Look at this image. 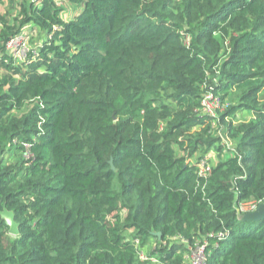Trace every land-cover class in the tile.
Instances as JSON below:
<instances>
[{
  "label": "trees",
  "instance_id": "16d2710c",
  "mask_svg": "<svg viewBox=\"0 0 264 264\" xmlns=\"http://www.w3.org/2000/svg\"><path fill=\"white\" fill-rule=\"evenodd\" d=\"M6 1L0 209L18 233L0 216V264H148L151 242L184 264L203 238L206 264H264V218L237 210L264 199V0Z\"/></svg>",
  "mask_w": 264,
  "mask_h": 264
},
{
  "label": "built area",
  "instance_id": "2783aa9c",
  "mask_svg": "<svg viewBox=\"0 0 264 264\" xmlns=\"http://www.w3.org/2000/svg\"><path fill=\"white\" fill-rule=\"evenodd\" d=\"M28 36L25 33L18 34L14 38L10 39L7 42V50L13 55L14 58L18 59L19 61H24L26 58L27 51L29 50L28 46ZM23 59V60H22ZM223 103H221V99L219 96L214 95L212 91L206 92L202 99L201 105L199 108L200 113L215 116L217 110H222ZM226 146L230 147L231 142L229 140L226 141ZM25 150L23 152L24 158L31 157V152L29 150V145L25 143ZM196 168L197 173L201 176H207L208 173L211 171V164L209 163V158L207 155H203L200 157H196L192 162ZM257 202L256 201H246L237 207L238 212H247L255 209ZM216 235L218 238H221L223 232L212 233L209 236ZM184 240L183 238H181ZM137 242L138 240L135 239ZM135 241V242H136ZM207 246L208 242L206 238H203L202 241L197 242L194 244L193 247L188 246L189 252L185 255L184 264H206V257H207ZM139 257L142 259V254L140 250ZM149 257V256H148ZM154 260H157L153 257ZM143 260V259H142ZM162 264V263H161Z\"/></svg>",
  "mask_w": 264,
  "mask_h": 264
},
{
  "label": "water",
  "instance_id": "95a60500",
  "mask_svg": "<svg viewBox=\"0 0 264 264\" xmlns=\"http://www.w3.org/2000/svg\"><path fill=\"white\" fill-rule=\"evenodd\" d=\"M109 163L111 165V168H113L111 158L109 159ZM0 216L4 219L5 223L8 225L9 233L12 235H16L18 233V225L13 218V213L10 210H8L5 206H3L0 209ZM262 218H264V199L260 201V203L257 205V207L254 210L245 212L240 216L241 221H247V222L257 221ZM153 234L159 236L160 232H155Z\"/></svg>",
  "mask_w": 264,
  "mask_h": 264
},
{
  "label": "rangeland",
  "instance_id": "374dc122",
  "mask_svg": "<svg viewBox=\"0 0 264 264\" xmlns=\"http://www.w3.org/2000/svg\"><path fill=\"white\" fill-rule=\"evenodd\" d=\"M6 8H8V3H7L6 0H3L2 3H0V12H4L6 10ZM71 12H72V14H74V9H72L70 6H68V8H67V17L71 15ZM29 30H31V31H29ZM29 30H27V31L30 32L31 34H36L34 28H31ZM28 32H25V34L29 37L30 33H28ZM30 39L31 38H29V40ZM7 155H9V154H7ZM207 156L209 158V163L212 165V161H214L215 158H216L214 156V153L213 152L208 153ZM150 250H151V246H146V247H142L141 248L142 259L143 260H148V262H149L148 264H161L160 261L154 260L153 257H148L149 256L148 252Z\"/></svg>",
  "mask_w": 264,
  "mask_h": 264
},
{
  "label": "crops",
  "instance_id": "0c3cea01",
  "mask_svg": "<svg viewBox=\"0 0 264 264\" xmlns=\"http://www.w3.org/2000/svg\"><path fill=\"white\" fill-rule=\"evenodd\" d=\"M194 159H195V157H194ZM194 159H193V161H194ZM150 246L153 247V243L152 242L150 243Z\"/></svg>",
  "mask_w": 264,
  "mask_h": 264
}]
</instances>
